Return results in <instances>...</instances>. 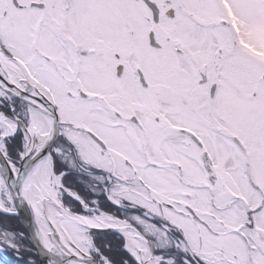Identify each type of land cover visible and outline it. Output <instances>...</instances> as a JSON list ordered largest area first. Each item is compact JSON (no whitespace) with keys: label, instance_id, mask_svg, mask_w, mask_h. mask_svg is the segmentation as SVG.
Wrapping results in <instances>:
<instances>
[{"label":"snow or ice","instance_id":"snow-or-ice-1","mask_svg":"<svg viewBox=\"0 0 264 264\" xmlns=\"http://www.w3.org/2000/svg\"><path fill=\"white\" fill-rule=\"evenodd\" d=\"M0 264H264V0H0Z\"/></svg>","mask_w":264,"mask_h":264}]
</instances>
